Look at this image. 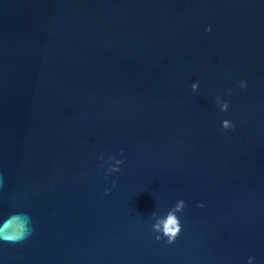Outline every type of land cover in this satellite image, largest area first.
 <instances>
[{
    "label": "water",
    "instance_id": "1",
    "mask_svg": "<svg viewBox=\"0 0 264 264\" xmlns=\"http://www.w3.org/2000/svg\"><path fill=\"white\" fill-rule=\"evenodd\" d=\"M180 200L181 234L157 240ZM21 221L31 234L5 240ZM250 257L264 264V0H0V264Z\"/></svg>",
    "mask_w": 264,
    "mask_h": 264
},
{
    "label": "clouds",
    "instance_id": "2",
    "mask_svg": "<svg viewBox=\"0 0 264 264\" xmlns=\"http://www.w3.org/2000/svg\"><path fill=\"white\" fill-rule=\"evenodd\" d=\"M207 31H211V27L209 26ZM197 84L192 85L193 91L197 88ZM241 87L246 88L247 83L246 81H241ZM229 108V104L225 102L221 108L222 111H227ZM223 127L225 129H231L233 127V124L229 120H224L223 121ZM112 159H115L114 157ZM122 160H116V165L122 164ZM120 168L119 167H109L108 172H119ZM115 184V182H113ZM111 190L109 189L108 192ZM203 205H201L202 207ZM186 207L185 201L180 200L177 202L176 206L171 209L168 213L165 219H163L160 223H157L156 225L153 226L154 231L157 233H162V236H157L156 239L160 240L163 237H167L168 243H174L176 239L179 237V235L182 232V224L179 216L177 213H182L184 208ZM31 232L27 229L26 224L21 221L20 223V234L18 236H6L4 237L5 240L13 242V243H18L24 239L27 238L28 235H30ZM254 257L249 258V264H253Z\"/></svg>",
    "mask_w": 264,
    "mask_h": 264
}]
</instances>
